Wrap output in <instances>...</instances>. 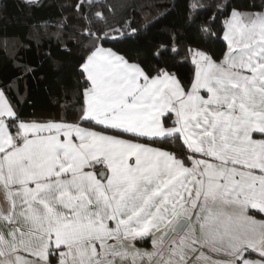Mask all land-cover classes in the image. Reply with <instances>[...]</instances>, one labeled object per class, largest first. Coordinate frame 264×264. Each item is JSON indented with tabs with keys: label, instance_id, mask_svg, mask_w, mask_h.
Wrapping results in <instances>:
<instances>
[{
	"label": "snow or ice",
	"instance_id": "snow-or-ice-1",
	"mask_svg": "<svg viewBox=\"0 0 264 264\" xmlns=\"http://www.w3.org/2000/svg\"><path fill=\"white\" fill-rule=\"evenodd\" d=\"M102 7L71 5L74 110L27 119L0 87V264H264V0H192L135 55L103 46Z\"/></svg>",
	"mask_w": 264,
	"mask_h": 264
},
{
	"label": "trees",
	"instance_id": "trees-1",
	"mask_svg": "<svg viewBox=\"0 0 264 264\" xmlns=\"http://www.w3.org/2000/svg\"><path fill=\"white\" fill-rule=\"evenodd\" d=\"M77 0H0V87L7 85L19 92L24 118L47 120L67 115L74 110L66 100V94L75 92L81 50L75 40L81 30V22L75 18L71 5ZM106 7L103 18L94 21L93 31L103 29L108 34L103 46L121 53L135 55L147 51L157 41L163 40V31L182 22L186 3L192 0H100ZM243 7L251 0H216ZM200 8H207L213 0H195ZM215 12V9H213ZM209 13L201 12L204 20ZM220 16L213 31L217 36L205 43L209 51L220 55L226 49L222 39ZM120 29L128 35L110 32ZM132 29H136L133 33ZM33 71L24 75L17 85V70L21 67ZM186 72L187 69H182Z\"/></svg>",
	"mask_w": 264,
	"mask_h": 264
},
{
	"label": "crops",
	"instance_id": "crops-1",
	"mask_svg": "<svg viewBox=\"0 0 264 264\" xmlns=\"http://www.w3.org/2000/svg\"><path fill=\"white\" fill-rule=\"evenodd\" d=\"M104 47L110 48V47H106V46H104ZM138 247L145 248V249H151V243H150V241L147 243H142V244H139Z\"/></svg>",
	"mask_w": 264,
	"mask_h": 264
},
{
	"label": "rangeland",
	"instance_id": "rangeland-1",
	"mask_svg": "<svg viewBox=\"0 0 264 264\" xmlns=\"http://www.w3.org/2000/svg\"><path fill=\"white\" fill-rule=\"evenodd\" d=\"M31 1H35V0H31Z\"/></svg>",
	"mask_w": 264,
	"mask_h": 264
}]
</instances>
